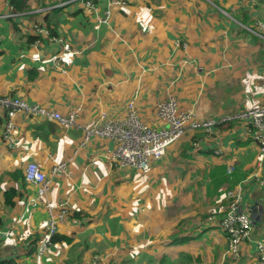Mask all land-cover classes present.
Segmentation results:
<instances>
[{"label": "crops", "instance_id": "1", "mask_svg": "<svg viewBox=\"0 0 264 264\" xmlns=\"http://www.w3.org/2000/svg\"><path fill=\"white\" fill-rule=\"evenodd\" d=\"M96 1L100 12L106 10L109 0ZM123 1L113 9L109 25H97L92 15L88 22L74 17L81 2L56 12L64 0H47L45 8L29 0L27 10L11 19L9 5L0 0V96L61 115L81 108L77 122L82 127L99 113L122 118L118 113L129 100L141 120L156 129L167 126L155 106L170 96L200 119L264 105V45L240 26L264 22V0ZM34 25L45 32L34 34ZM33 37L37 44L27 42ZM65 47L79 54L64 55L61 72L51 59ZM0 119V231L5 234L0 236V260L92 264L98 258L100 264H140L147 256L157 261L182 253L191 257L188 264H260L256 244H264V187L251 176L264 175V165L257 164V147L245 121H229L209 134H185L140 178L132 168L109 166L110 140L95 137L80 146L81 128L18 114L12 149L2 143L6 119ZM46 159L51 160L47 169ZM29 162L47 174L49 194L55 189L52 197H68L71 209L92 217L84 225L64 220L59 234L70 243L51 244L41 255L25 254L31 241L42 238L46 218L36 187L23 178ZM59 163L66 170L54 174ZM237 187L253 228L234 259L226 255L219 224L226 211L225 192ZM9 188L21 194L13 207L3 203ZM173 239L185 241L175 244Z\"/></svg>", "mask_w": 264, "mask_h": 264}, {"label": "built area", "instance_id": "2", "mask_svg": "<svg viewBox=\"0 0 264 264\" xmlns=\"http://www.w3.org/2000/svg\"><path fill=\"white\" fill-rule=\"evenodd\" d=\"M81 2L86 12L90 13L97 25H109L112 11L116 7L124 5L123 0H109L106 10L100 12L92 0H67L61 2L57 7H64L70 3ZM22 13L10 12L8 17L16 18ZM244 30L260 40L264 45V22L255 21L252 25H242ZM34 34H43L44 28L34 25ZM55 42L62 43L58 38H51ZM39 41H35L37 44ZM177 45L187 47L185 43ZM77 50L68 47L64 53L58 54L51 59L55 69H61L64 55H78ZM156 116L166 123V128L156 129L146 125L138 116L134 100L126 103V115L124 118L111 119L105 113H99L94 121L85 127L78 124V115L81 108H71L66 115H61L47 107L38 104H29L25 100L0 96V115L6 114L2 131V140L9 147H15V123L14 118L18 114L26 117H45L55 120L64 127L81 128L83 131L80 146H85L91 138H104L110 140L114 145L107 152L106 159L112 168H132L144 175L152 170L155 162L160 160L167 149L177 143L185 134L200 131L209 134L212 128L231 121H245L249 127L252 141L257 147L256 160L259 168L264 165V105H258L249 109L239 110L233 114L222 116L218 119H200L193 111L180 109L176 97L157 102L155 106ZM65 164L59 163L52 168L54 174L64 173ZM24 181L37 189V198L43 203L46 218L43 226L46 235L38 249V255L43 254L52 244L50 238L55 234L60 224L66 220L68 215L69 198L59 199L55 205L47 199L50 191V181L47 174L40 165L29 162L24 169ZM255 182L264 187V175L254 173L251 176ZM226 211L220 221L219 227L227 240L226 255L234 259L240 257V249L243 243L249 241L253 228V218L243 208L242 189L237 187L225 192ZM5 234L0 231V236ZM260 264H264V244H256ZM97 259L92 264H97Z\"/></svg>", "mask_w": 264, "mask_h": 264}, {"label": "trees", "instance_id": "3", "mask_svg": "<svg viewBox=\"0 0 264 264\" xmlns=\"http://www.w3.org/2000/svg\"><path fill=\"white\" fill-rule=\"evenodd\" d=\"M7 2V4L9 5L11 12L12 13H23L27 10V4L29 0H5ZM38 5L40 7H44L45 8V3L47 0H35ZM65 1V0H64ZM95 4H97L98 2L96 0H92ZM61 3V2H60ZM59 3V4H60ZM60 8L62 7H55L56 12H58L60 10ZM86 13V14H85ZM85 14V15H84ZM74 17H78L80 20H85V21H89V17H91L90 13H87L84 8L82 7V9L74 12ZM12 19V18H11ZM96 25V24H95ZM51 35L52 36H57V33H55L56 28H52L51 25H48ZM91 28H93V25L90 26ZM37 38L33 37V38H29L28 39V43L34 42ZM6 114L3 112L0 115V118L4 117L5 118ZM2 121V119H0V122ZM222 125V124H221ZM8 177H12V174H7ZM23 179V178H22ZM21 197V194L18 193L15 189L9 188L7 190L4 191L3 193V203L4 205L8 206V207H13L14 206V199ZM67 218H71L73 221L77 222L79 225L83 224L84 219H88L87 222H90L92 217L90 216V213L88 211L85 210H78L75 211L73 209H71L69 207L68 204V215ZM66 218V219H67ZM60 226V225H59ZM41 234H42V238L38 239V244L36 245L37 241L33 240L31 241V243L29 244V251H27L25 254L26 255H31L33 253H37L38 252V247H39V243L44 239L45 235H46V229L45 227H42L41 230ZM50 241L52 244H60V243H70V239L66 236H63L61 234H59V227L57 229V231L55 232V234L50 238ZM185 239H173L172 243L175 244H180L181 242H184ZM36 245V246H35ZM97 264H100V259L98 260L97 258ZM191 262V257L187 254H179L177 258L172 259L166 256H163L162 258H160L159 260H154V258L152 257H146L144 259V261L140 264H188ZM16 260L15 259H1L0 260V264H16Z\"/></svg>", "mask_w": 264, "mask_h": 264}, {"label": "rangeland", "instance_id": "4", "mask_svg": "<svg viewBox=\"0 0 264 264\" xmlns=\"http://www.w3.org/2000/svg\"><path fill=\"white\" fill-rule=\"evenodd\" d=\"M227 14L232 15V13H230V12H227ZM224 15H225V14H224ZM225 19H226V20H229V19L226 18V17H225ZM251 25H252V24H251ZM240 26H241L242 29H244V27H243L242 25H240ZM18 27L21 28L20 24L18 25ZM27 31H28V30H27ZM23 32H25L24 29H23ZM246 34H247V33H246ZM80 42L83 43V39H81V40L79 41V43H80ZM180 43H181V42H180ZM31 50H32V49H31ZM31 52H32V51H30L29 54H26V56H30V53H31ZM5 96H7V95H5ZM180 109H183V108L180 107ZM137 113H138V116L141 117L138 111H137ZM118 115H119V117H122V118L125 117V115H126V105L124 106V109H123V110H120V111H119ZM140 119H141V118H140ZM143 122H144V121H143ZM144 123H145L146 125H148L149 127L154 128V127L150 126L149 124H147L146 122H144ZM2 143L5 144L4 142H2ZM111 144L114 145L113 143H111ZM112 148H113V146H112ZM44 163H45L44 168L47 169V167L49 166V164L51 165V160H50V159H48V160L46 159V160H44ZM49 167H51V166H49ZM133 173H135V174H136L138 177H140V178H141L142 176H145L144 174H142V173H140V172H133ZM51 188H52V189H51V192H50V194H49V199H50V201L52 202V204L55 205V204L57 203L58 200H57L56 198L52 197V195H53V191H54L55 189H53V187H51ZM124 194H126V193L124 192ZM126 195H127V194H126ZM126 198H128V197H126ZM142 206H143L142 204H139V208H140V209L142 208ZM137 207H138V206H137ZM42 208H43V207H42ZM117 208H118V206L115 207V210H114L115 212H116ZM42 214H43L44 216H46V211H45V209L42 210ZM111 228H112V231H113V227H112V225H111ZM220 230H221V229H220ZM98 234H99V235L97 236L96 239H97V240H98V239L101 240V239H102L101 233H98ZM129 236H130V235H129Z\"/></svg>", "mask_w": 264, "mask_h": 264}]
</instances>
